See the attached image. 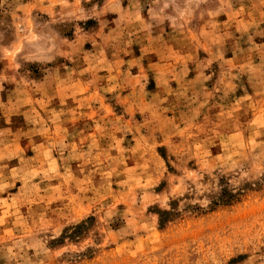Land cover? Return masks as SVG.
Instances as JSON below:
<instances>
[{
  "label": "rangeland",
  "instance_id": "1",
  "mask_svg": "<svg viewBox=\"0 0 264 264\" xmlns=\"http://www.w3.org/2000/svg\"><path fill=\"white\" fill-rule=\"evenodd\" d=\"M0 264H264V0H0Z\"/></svg>",
  "mask_w": 264,
  "mask_h": 264
}]
</instances>
